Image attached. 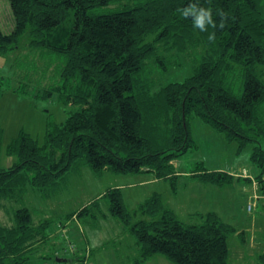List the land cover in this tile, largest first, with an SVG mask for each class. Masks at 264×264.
Segmentation results:
<instances>
[{"label":"trees","instance_id":"obj_1","mask_svg":"<svg viewBox=\"0 0 264 264\" xmlns=\"http://www.w3.org/2000/svg\"><path fill=\"white\" fill-rule=\"evenodd\" d=\"M119 1L8 0L13 26L4 31L0 25V53L16 49L29 31L30 46L58 59V98L74 109L60 123L48 121L43 143L20 131L6 146L17 161L0 166V204L10 201L17 207L12 224H0V264L35 263L34 250L46 240L50 222H32L31 210L22 205L25 194L30 188L48 197L75 166L87 164L99 174L151 172L175 188L179 174L174 160L197 147L190 131L194 116L236 142L238 151L251 145L252 168L250 174L242 169L238 177L198 163L190 177L219 187L238 179L252 186V181L264 195V80L257 72V67L264 72V0H200L217 24V10L225 17L223 28L209 27L208 32L181 16L188 0ZM213 31L216 39L209 42ZM149 35L178 52L200 44L204 53L193 62L191 74L151 90L155 68L150 66L156 56L144 39ZM2 131L0 126V147ZM99 199L135 236L138 251L130 264H145L156 253L168 264H236L229 261L228 247L236 228L214 212L197 213L199 220L186 224L158 193L132 213L118 188ZM97 203L92 200L71 214L80 217ZM241 242L251 251L238 248L233 256L253 252L255 264H264L261 246Z\"/></svg>","mask_w":264,"mask_h":264},{"label":"rangeland","instance_id":"obj_2","mask_svg":"<svg viewBox=\"0 0 264 264\" xmlns=\"http://www.w3.org/2000/svg\"><path fill=\"white\" fill-rule=\"evenodd\" d=\"M124 1L119 2L124 4ZM8 5V0H0L3 25L4 20L9 22L11 10ZM70 15L72 17V12ZM28 32L21 37L16 49L6 55L0 53L2 167H10L17 161L15 156L7 154L6 146L20 131L29 133L41 144L48 121L60 123L74 109L64 105L58 98V59L47 51L30 46L31 36ZM144 39L148 45L153 46L156 56L153 64L150 63V67L155 68L151 75V90H158L168 81H179L191 74L193 62L204 53L200 44L196 48L188 46L185 52H178V49H170L164 42H156L154 35ZM257 72L264 80V72H260V67H257ZM48 91L53 93L45 98L44 94ZM190 131L197 147L188 149L174 160L179 174L175 179V188L169 180L155 179L150 172L114 173L105 170L99 174L87 164L68 170L60 185L48 197L28 188L22 205L31 210L32 222L35 225L44 220L50 222L46 240L38 241L39 246L34 250L33 264H75L78 261H82L81 264H130L131 258L138 251L135 236L128 226L109 213L108 203L99 199L111 188L120 190L123 205L131 213L154 193H158L164 206L172 209L175 216L186 224L198 221L197 213H216L224 222L236 228V232L228 240L229 261L236 264H255L253 252L242 256L233 255L238 248H247L241 242L244 239L250 244L255 242L261 246L259 252L264 250V200L257 203L264 195L255 189L256 184L250 180L249 184L252 186H248V182L238 179L233 185L219 187L190 177L198 163H203L208 170H231L238 177L244 168L250 174L251 145L238 151L236 142L227 141L223 133L214 130L196 116L190 121ZM252 189L256 191L254 195ZM248 194L254 196V199L247 200ZM92 200H98L92 211L80 217L71 214ZM248 201L252 203L250 212L247 211ZM13 203L1 202L0 224H12L13 209L17 207ZM240 230L243 232L239 238L237 231ZM247 249L251 251L250 248ZM168 263L169 260L163 254L157 253L145 262Z\"/></svg>","mask_w":264,"mask_h":264},{"label":"clouds","instance_id":"obj_3","mask_svg":"<svg viewBox=\"0 0 264 264\" xmlns=\"http://www.w3.org/2000/svg\"><path fill=\"white\" fill-rule=\"evenodd\" d=\"M217 13L221 16L219 24L214 20L213 13L210 9L200 6V0H188V3L183 7L181 16L185 19L191 18L192 25L200 32H208V28L212 27L215 29L217 26L223 28L224 25V14L217 10ZM209 42H214L216 39L215 32L208 33Z\"/></svg>","mask_w":264,"mask_h":264},{"label":"crops","instance_id":"obj_4","mask_svg":"<svg viewBox=\"0 0 264 264\" xmlns=\"http://www.w3.org/2000/svg\"><path fill=\"white\" fill-rule=\"evenodd\" d=\"M8 8L10 9L9 5H8ZM9 22L7 20H4V25L1 21V17H0V25H1V28L4 30V31H9L11 29V27L13 26V21H12V17H11V14H10V18L8 19ZM151 173V172H150ZM152 174V173H151ZM153 175V174H152ZM154 177V176H153ZM155 178V177H154ZM157 179V178H155ZM254 246V245H252Z\"/></svg>","mask_w":264,"mask_h":264},{"label":"water","instance_id":"obj_5","mask_svg":"<svg viewBox=\"0 0 264 264\" xmlns=\"http://www.w3.org/2000/svg\"><path fill=\"white\" fill-rule=\"evenodd\" d=\"M57 260H60L59 258Z\"/></svg>","mask_w":264,"mask_h":264}]
</instances>
